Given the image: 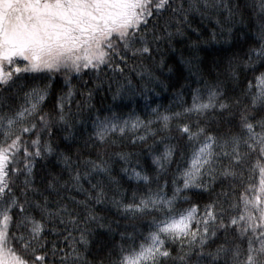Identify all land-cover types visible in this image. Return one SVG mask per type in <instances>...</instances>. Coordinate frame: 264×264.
<instances>
[{
  "label": "snow or ice",
  "instance_id": "obj_1",
  "mask_svg": "<svg viewBox=\"0 0 264 264\" xmlns=\"http://www.w3.org/2000/svg\"><path fill=\"white\" fill-rule=\"evenodd\" d=\"M0 264H264V0H0Z\"/></svg>",
  "mask_w": 264,
  "mask_h": 264
},
{
  "label": "trees",
  "instance_id": "obj_2",
  "mask_svg": "<svg viewBox=\"0 0 264 264\" xmlns=\"http://www.w3.org/2000/svg\"><path fill=\"white\" fill-rule=\"evenodd\" d=\"M170 92L171 90H169L168 92H162L161 95L156 99L157 102L162 103L164 105H168L169 104V99H170Z\"/></svg>",
  "mask_w": 264,
  "mask_h": 264
}]
</instances>
